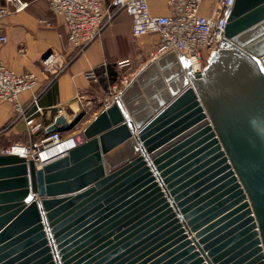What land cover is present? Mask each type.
<instances>
[{"label": "water", "instance_id": "water-1", "mask_svg": "<svg viewBox=\"0 0 264 264\" xmlns=\"http://www.w3.org/2000/svg\"><path fill=\"white\" fill-rule=\"evenodd\" d=\"M220 42L154 58L64 155L0 152V264H264V0Z\"/></svg>", "mask_w": 264, "mask_h": 264}, {"label": "built area", "instance_id": "built-area-1", "mask_svg": "<svg viewBox=\"0 0 264 264\" xmlns=\"http://www.w3.org/2000/svg\"><path fill=\"white\" fill-rule=\"evenodd\" d=\"M46 1L54 15L62 19L69 43L66 50L47 51L40 60L41 72L46 76V80L52 82L102 35L121 11H126L131 16L132 33L135 37L147 34L158 35V43L151 52L152 58L163 56L171 51L179 54L178 50L182 49L189 53L194 71H202L207 66L212 53L221 47L220 41L225 35L235 0H166L167 13L153 12L151 0ZM29 4L28 0L0 2V47L9 40L4 29V18L12 13L24 11ZM45 22L49 24L48 21L45 20ZM21 51L23 53L24 49ZM128 63V59L118 62L120 66ZM87 76L93 79L98 78L94 69L88 71ZM40 81L38 72H18L0 60V100L12 104L16 119L25 120L27 134L31 139L43 133L31 144L23 145L26 150L24 156L34 158L43 164L44 160L39 159L41 150L51 147L59 148L60 152L50 157L55 158L87 141L86 124L82 119L76 120V118L79 114L84 115L88 112L89 102L86 101L85 95L78 94L75 100L79 105L73 109V118L68 116L65 107H59L58 115L63 114L67 117L70 128L48 134L46 129L49 124L45 125L36 117L37 112L42 110L38 106L40 92H35L29 102H24L21 97L23 93L37 89ZM129 84L130 80L126 77L123 88L117 90L118 86L114 85L111 94L106 97L105 108L113 102L115 97L121 95ZM32 105H37L34 112L31 111ZM11 147L1 152L12 151Z\"/></svg>", "mask_w": 264, "mask_h": 264}, {"label": "crops", "instance_id": "crops-1", "mask_svg": "<svg viewBox=\"0 0 264 264\" xmlns=\"http://www.w3.org/2000/svg\"><path fill=\"white\" fill-rule=\"evenodd\" d=\"M5 1L0 0L2 3ZM28 1L30 4L27 9L12 13L3 20L9 40L0 47V60L18 72L35 71L40 74L41 81L37 89L25 92L21 97L24 102H29L35 92H40L38 106L42 110L37 112L36 117L45 125L54 122L59 107H65L68 116L73 118V109L79 105L75 100L78 94L86 96V101L89 102L87 114L91 113L90 116L94 118L105 108L106 97L111 94L114 85L120 84L119 79L122 85L126 77L131 82L154 59L151 52L158 43V35L135 37L132 33L131 16L126 11H121L102 35L50 82L41 72L40 60L47 51L67 49V32L62 19L51 11L48 1ZM150 2L153 12H168L167 8L159 7L157 0ZM21 49H24L23 53ZM127 59V65L118 64ZM92 69L96 71L97 79L87 76ZM113 73H117L116 79H113ZM36 108L37 105H32L31 111H36ZM81 118H85V115L81 114ZM93 118L84 123L87 125ZM42 134L31 139L27 134L25 120L16 119L12 104L0 100V139L15 140L17 143L25 135L28 141L24 144H31Z\"/></svg>", "mask_w": 264, "mask_h": 264}, {"label": "rangeland", "instance_id": "rangeland-1", "mask_svg": "<svg viewBox=\"0 0 264 264\" xmlns=\"http://www.w3.org/2000/svg\"><path fill=\"white\" fill-rule=\"evenodd\" d=\"M157 4H159V5H161V7L162 8H167L166 7V0H157ZM122 76V75H121ZM120 84L118 85V87H117V90H119V88H123L124 87V85H122V83H121V81H120V79H119V81H118ZM90 114L91 113H89V114H87V113H85L84 115H85V118H81L82 120H83V122L84 121H86L87 119H92L93 117L92 116H90ZM28 141V138L24 135V136H22V139L21 140H19V142H17L16 143V141L14 140H7V139H4V138H1L0 139V151L1 150H3V149H6V148H9V147H11V146H13V145H15V144H22V145H25L24 143H26Z\"/></svg>", "mask_w": 264, "mask_h": 264}, {"label": "bare ground", "instance_id": "bare-ground-1", "mask_svg": "<svg viewBox=\"0 0 264 264\" xmlns=\"http://www.w3.org/2000/svg\"><path fill=\"white\" fill-rule=\"evenodd\" d=\"M11 150L14 152H17L21 155H25V148L22 144H15L14 147H11ZM60 150L57 147H51V148H47V149H43L40 151V155H39V159L44 160V162L52 159L50 158L52 155L59 153Z\"/></svg>", "mask_w": 264, "mask_h": 264}, {"label": "trees", "instance_id": "trees-1", "mask_svg": "<svg viewBox=\"0 0 264 264\" xmlns=\"http://www.w3.org/2000/svg\"><path fill=\"white\" fill-rule=\"evenodd\" d=\"M117 78V73H113V79ZM81 118V114L78 115V117L76 118V120H79Z\"/></svg>", "mask_w": 264, "mask_h": 264}]
</instances>
